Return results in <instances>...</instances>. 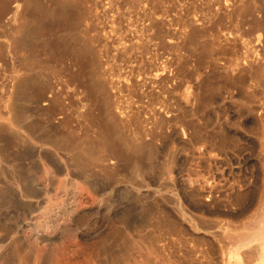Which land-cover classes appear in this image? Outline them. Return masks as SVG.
Listing matches in <instances>:
<instances>
[{"label": "rangeland", "instance_id": "rangeland-1", "mask_svg": "<svg viewBox=\"0 0 264 264\" xmlns=\"http://www.w3.org/2000/svg\"><path fill=\"white\" fill-rule=\"evenodd\" d=\"M0 264H264V0H0Z\"/></svg>", "mask_w": 264, "mask_h": 264}]
</instances>
